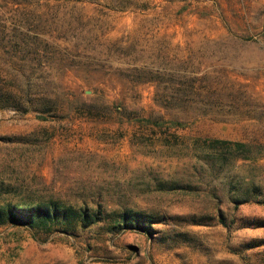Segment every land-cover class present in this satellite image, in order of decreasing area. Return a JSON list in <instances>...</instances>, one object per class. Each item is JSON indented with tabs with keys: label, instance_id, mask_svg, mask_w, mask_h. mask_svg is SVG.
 I'll return each instance as SVG.
<instances>
[{
	"label": "rangeland",
	"instance_id": "374dc122",
	"mask_svg": "<svg viewBox=\"0 0 264 264\" xmlns=\"http://www.w3.org/2000/svg\"><path fill=\"white\" fill-rule=\"evenodd\" d=\"M0 75L67 111L0 108V205L264 216V0H0ZM85 101L106 118L78 117ZM123 105L183 124L119 125ZM154 225L2 226L0 264H264L231 248L264 227Z\"/></svg>",
	"mask_w": 264,
	"mask_h": 264
},
{
	"label": "trees",
	"instance_id": "16d2710c",
	"mask_svg": "<svg viewBox=\"0 0 264 264\" xmlns=\"http://www.w3.org/2000/svg\"><path fill=\"white\" fill-rule=\"evenodd\" d=\"M108 104L104 103L95 107L87 101L82 104L77 103L74 106L75 114L85 120H101L106 118L103 114L108 111ZM0 108H13L23 112L34 111L38 116L44 119L63 118L66 116V110L58 107L56 101L48 97H34L30 93H25L16 84L0 75ZM121 115L118 118L119 125L123 122L124 117L129 124L139 123L144 126L170 127L173 124L182 125L183 122L178 118L165 120L161 116L140 115L135 111H127V107L118 108ZM125 113L126 115L122 114ZM242 203L254 200L252 193H245L242 197H236ZM236 200V201H237ZM236 207L239 204H235ZM108 221L114 232H122L127 229L141 231L149 237L160 238L157 233L161 230L156 227V223H166L174 221L176 223H187L197 225L220 224L228 229L245 228V227H264V216L253 215L248 213L237 214L236 212L228 214L221 207L215 213H187V214H157L134 208H125L123 210L109 211L103 208L100 201L95 208L90 207L87 203L83 206L76 207L72 204H63L57 199L39 202L35 204H19L8 202L0 205V227L7 225L20 224L28 226L33 230L34 235L41 239L47 240L54 232H65L69 235L79 236L74 227L81 225L87 228L95 222ZM176 234L188 238L187 231H177ZM263 247L264 253V236H253L245 239L239 245H233L231 248L234 252L245 257V251L249 248Z\"/></svg>",
	"mask_w": 264,
	"mask_h": 264
}]
</instances>
